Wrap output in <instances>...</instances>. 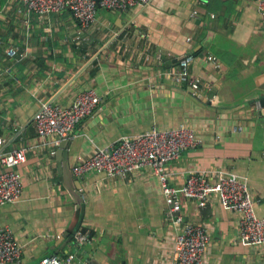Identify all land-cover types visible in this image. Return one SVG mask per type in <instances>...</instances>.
Instances as JSON below:
<instances>
[{
	"label": "crops",
	"instance_id": "obj_1",
	"mask_svg": "<svg viewBox=\"0 0 264 264\" xmlns=\"http://www.w3.org/2000/svg\"><path fill=\"white\" fill-rule=\"evenodd\" d=\"M258 2L152 0L127 12L98 7L95 25L84 31L68 12L26 18L18 2L0 0V152L38 142L32 117L40 101L69 105L77 92L93 89L98 108L77 124L62 150L70 167L95 146L152 127L183 125L201 143L167 165L169 186L180 189L193 171L212 176L225 170L246 180L255 212L264 217V31ZM78 35L84 40L72 42ZM9 48L16 49L15 58L7 56ZM189 54L197 90L166 77ZM58 151L52 145L29 151L16 168L23 185L19 202L0 207V226L23 247L21 264L52 254L79 221L80 206L62 187ZM77 180L84 205L78 232L89 239L79 244L77 232L56 254L73 255L72 264H170L184 221L203 225L210 235L205 264H264V244L251 247L241 238L239 215L216 195L200 205L179 194L180 215L174 217L149 169Z\"/></svg>",
	"mask_w": 264,
	"mask_h": 264
},
{
	"label": "built area",
	"instance_id": "obj_2",
	"mask_svg": "<svg viewBox=\"0 0 264 264\" xmlns=\"http://www.w3.org/2000/svg\"><path fill=\"white\" fill-rule=\"evenodd\" d=\"M19 3L18 13L39 16L45 19L51 14L68 12L80 30L86 31L96 23V11L100 7L107 11L127 12L140 6L147 7L152 0H14ZM264 31V0H259ZM196 13L193 12L192 15ZM84 40L80 35L72 42ZM14 48L7 50V56L15 58ZM21 57V56H20ZM192 54L181 58L175 69L166 73V77L175 85H186L198 89V80L188 72ZM217 69L220 64L213 57H207ZM100 97L93 89L81 90L69 105H60L51 101H40L32 117L38 142L26 147L0 152V207L19 202L22 194V181L16 168L26 161L27 153L43 146L58 147L62 141H69L75 127L98 108ZM255 107L260 109L259 103ZM240 132L241 127L234 128ZM194 131L180 125L176 128L150 130L133 136H123L105 147L95 146L93 151L70 169L74 177L101 173L105 178L123 177L149 169L160 184L162 195L172 212H179L177 196L203 205L216 195L226 209L239 215V234L251 247L264 244V217H258L254 208V199L246 180L225 170L215 171L210 176L205 171L190 172L185 184L180 188L169 186L167 165L179 158L187 149L200 145ZM55 152H53L54 154ZM181 219L177 218V223ZM88 235L77 233L79 244L88 241ZM210 244V235L201 224L184 223L176 236L170 264H205V252ZM23 247L15 240L12 231L0 226V264H21ZM73 255L61 259L55 254L42 257L36 264H72Z\"/></svg>",
	"mask_w": 264,
	"mask_h": 264
},
{
	"label": "water",
	"instance_id": "obj_3",
	"mask_svg": "<svg viewBox=\"0 0 264 264\" xmlns=\"http://www.w3.org/2000/svg\"><path fill=\"white\" fill-rule=\"evenodd\" d=\"M261 104H262V107L264 108V100L261 101ZM67 146H68V141H62L58 146L59 151L57 153V158L60 160V164L58 166V173L62 177V187L68 192L73 202L80 206V217L76 225V228L72 233V237L64 235V238L67 236L66 239L65 240L62 239L59 242L58 247L56 249L55 248L52 249L53 250L52 254H55V255L59 252V250L63 246H65L66 244H69L71 239L73 238V235H75L79 231L82 217H83V212H84V205L82 204L81 194L79 192L80 183L77 180V178L74 177L71 173V169H70V166L67 160V151L66 150L62 151L63 149H66ZM179 215H180V212L174 213V217H178Z\"/></svg>",
	"mask_w": 264,
	"mask_h": 264
},
{
	"label": "bare ground",
	"instance_id": "obj_4",
	"mask_svg": "<svg viewBox=\"0 0 264 264\" xmlns=\"http://www.w3.org/2000/svg\"><path fill=\"white\" fill-rule=\"evenodd\" d=\"M88 55V54H87ZM21 134V133H20ZM87 234V233H86Z\"/></svg>",
	"mask_w": 264,
	"mask_h": 264
},
{
	"label": "trees",
	"instance_id": "obj_5",
	"mask_svg": "<svg viewBox=\"0 0 264 264\" xmlns=\"http://www.w3.org/2000/svg\"><path fill=\"white\" fill-rule=\"evenodd\" d=\"M82 233H84V232H82Z\"/></svg>",
	"mask_w": 264,
	"mask_h": 264
}]
</instances>
